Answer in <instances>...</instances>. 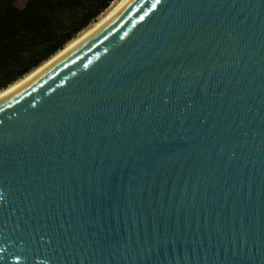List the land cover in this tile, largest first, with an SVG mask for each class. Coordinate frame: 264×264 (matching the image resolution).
I'll return each instance as SVG.
<instances>
[{
    "label": "water",
    "instance_id": "water-1",
    "mask_svg": "<svg viewBox=\"0 0 264 264\" xmlns=\"http://www.w3.org/2000/svg\"><path fill=\"white\" fill-rule=\"evenodd\" d=\"M0 264H264V0H115L0 91Z\"/></svg>",
    "mask_w": 264,
    "mask_h": 264
},
{
    "label": "trees",
    "instance_id": "trees-1",
    "mask_svg": "<svg viewBox=\"0 0 264 264\" xmlns=\"http://www.w3.org/2000/svg\"><path fill=\"white\" fill-rule=\"evenodd\" d=\"M115 0H0V91L51 59Z\"/></svg>",
    "mask_w": 264,
    "mask_h": 264
},
{
    "label": "rangeland",
    "instance_id": "rangeland-1",
    "mask_svg": "<svg viewBox=\"0 0 264 264\" xmlns=\"http://www.w3.org/2000/svg\"><path fill=\"white\" fill-rule=\"evenodd\" d=\"M85 30H86V29H85ZM85 30H84V31H85ZM84 31H83V32H84Z\"/></svg>",
    "mask_w": 264,
    "mask_h": 264
}]
</instances>
